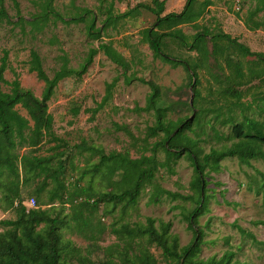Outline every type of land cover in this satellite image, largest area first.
<instances>
[{"label":"rangeland","instance_id":"374dc122","mask_svg":"<svg viewBox=\"0 0 264 264\" xmlns=\"http://www.w3.org/2000/svg\"><path fill=\"white\" fill-rule=\"evenodd\" d=\"M4 1L12 18L17 15L14 2L19 3L20 12L26 18L39 12L35 4L37 0ZM162 1L166 2L162 15L165 16L181 13L188 0ZM205 1L199 0V3ZM212 2L213 5L196 23L200 28L190 24L178 28L189 37L208 28L210 33L228 34L253 52L264 53V11L253 17L254 21L263 23L262 28L253 31L246 25L249 12L257 6L256 0ZM111 3L118 14L138 4L151 5L152 0H55L54 6L68 17L82 8H89L99 14V8L105 9ZM156 20L155 14L141 9L135 18H128L116 27L109 28L97 41L87 36L84 23L50 22L40 33L32 32L29 25L24 29L14 24L0 23V61L4 50L9 51L11 68L5 72V79L10 85L1 84L2 90L10 92L19 82L37 97L42 96L45 84L35 72L29 70L32 50L38 52L46 73L53 77L61 66L60 56L64 53L70 59V65L78 68L90 48L98 47L102 42H111L130 62L128 75H136L160 86L161 105L171 107L170 119H193V129L200 135L196 137L191 131L186 133L199 140L204 153L210 152L212 148L229 147L237 141L232 134L233 125L224 124L229 114H232L235 123H241L245 116L264 122V61L257 57H244L224 42L221 44L225 48L224 57L218 62L212 57L198 69L200 85L197 90L200 97L195 105L196 98L186 69L156 58L144 41L143 30L152 27ZM101 24L98 20L96 29H100ZM166 48L168 54L179 60H188L193 64L198 61L195 52L188 51L175 40L166 39ZM209 48L212 51L211 42ZM227 55L233 57L234 64L241 66L250 82L238 87L243 92V98L237 105L235 100L230 101L225 91L231 86L227 77L234 70L225 61ZM123 71L100 52L82 79L71 77L59 83L45 112L36 113L18 106L17 110L29 120L32 128L44 123L48 115L52 116L54 134L44 138L36 148L23 147L18 153L56 158L62 155L67 165L65 184L73 190L74 184L80 183L89 190L87 195L93 197V200L98 199L102 193L117 192L121 178H106L105 169L96 173L95 166L100 163L101 156L92 149L101 150L106 155L123 153L139 158L142 154L152 155L153 144L164 137L163 134L158 138L148 136V128L155 124L154 113L140 111L147 105L150 87L137 81L125 84ZM116 78L119 81L114 88L113 98L94 114L93 111L103 101L107 84ZM157 156L161 162L165 160L162 148L157 151ZM250 163L245 165L237 158H227L221 162L219 173H212L206 178L208 211L199 220V227L204 232L200 255L202 259L213 256L220 258L227 252H233V262L237 264H264V225L255 224L264 221V191H257L261 183L260 173L264 174V160H252ZM173 168L174 174L166 168H160L156 184L184 196L192 195L195 173L191 161L183 155L173 164ZM84 172L88 174L84 176ZM21 175L23 177L22 168ZM41 182L42 179H31L21 188V200L28 210L31 209L29 204L33 198L36 200V208H39L41 201L37 193ZM152 190L153 185H148L133 208L124 207V203L106 201H102L96 210L84 208V217L89 220V225L81 231L73 220L75 210L72 204H49L47 192L41 195V200L45 202L43 209L50 210L52 215H59L64 220L62 240L71 242L72 247L80 251V254L73 253L68 258L69 264H140L135 258L140 250H148L163 263L162 250L156 245L149 244L146 239L130 240L114 231L125 225H145L147 218H154L158 221L156 225L160 221L172 223L171 233L178 237L182 247L192 241L193 233L184 215L195 207V202H173L163 198L160 203L152 204ZM85 198L77 201L83 202ZM18 209L19 200L0 188V235L8 229L3 222L17 220ZM239 228L245 230L246 234L241 233Z\"/></svg>","mask_w":264,"mask_h":264},{"label":"trees","instance_id":"16d2710c","mask_svg":"<svg viewBox=\"0 0 264 264\" xmlns=\"http://www.w3.org/2000/svg\"><path fill=\"white\" fill-rule=\"evenodd\" d=\"M54 1H35L39 12L32 14L30 18L22 16L19 3L14 2L17 15L12 18L5 6V1L0 0V23L14 24L24 29L29 25L31 31L37 33L42 32L50 22L84 23L87 36L97 41L109 28L116 27L118 23L128 18H135L141 9L150 11L157 16V20L152 27L143 30L144 41L148 43L156 58H160L174 67L183 66L186 69L190 77V86L194 90L195 105L200 97V92L197 90L200 85L198 69L208 63L212 57L216 62L224 57L225 48L221 45L224 42H227L231 48L244 57H257L264 61V53L253 52L248 46L228 34H213L208 28H204L189 37L178 28L181 25H196L207 9L213 5L212 0L201 3L199 0H188L181 13H169L165 16L162 15L166 2L152 0L151 5L138 4L125 13L117 14L114 4L111 3L105 9L99 8V14L89 8H82L68 17L56 10ZM256 1V8L249 12V18L246 20L249 30L253 31L263 26L261 21L253 20L254 16L264 11V0ZM98 20L102 23L100 29H96ZM196 28L200 27L196 25ZM166 39L175 40L188 51L195 52L198 61L193 64L188 60L172 57L166 51L168 49L166 48ZM209 42L212 43V51H210ZM100 52H103L109 60L124 70L125 84L130 85L137 81L150 87L151 92L147 98V105L140 111L154 113L155 124L148 128V136L158 138L163 134L164 137L153 144L152 155L142 154L139 158H132L129 154L123 153L106 155L101 150L92 149L93 152L101 156L100 163L95 166V172L98 173L105 169L104 176L106 178L115 176L121 178L117 192L102 193L98 199L93 200V197L87 195L89 190L82 187L80 183L74 184L73 190L65 184L67 165L62 155L59 156L60 158H56L55 156L44 157L18 153V150L23 147L36 148L44 138L52 137L54 134L52 132V116L48 115L44 123L32 128L29 120L19 113L17 107L21 106L36 113L45 112L59 83L71 77L82 79ZM225 61L228 66L234 69L227 77L231 86L225 90L226 95L231 99L230 101L235 100L237 105L243 98V92L238 87L250 82L241 66L234 64L232 56H225ZM0 62V188H4L19 200L17 220L3 222L8 229L0 235V264H69L68 258L73 253L80 254L79 250L72 247L71 242L62 240L61 228L64 226V220L59 215H52L50 210L43 209L45 205V202L41 200L43 193H48L49 204L57 202L72 204L73 210H75L73 220L81 231L83 228L86 230L89 225V220L84 217V208L96 210L102 201L113 204L124 203V207L133 208L138 204L139 198L148 185H153L150 196L152 204L160 203L163 198L173 202L178 200L195 202V207L184 215L188 228L193 233V239L188 245L182 247L178 237L171 233L172 223L160 221L156 225L158 221L154 218H147L145 225L137 224L133 227L125 225L120 230H114L116 234L126 236L130 240L146 239L149 244H154L162 250L163 263H160L148 250H140L139 254L135 255L136 261L140 264H237L233 262L235 258L233 252H227L220 258L213 256L202 259L200 257L204 232L199 227V220L208 211L206 178L212 173H219L221 162L227 158H237L245 165H250L252 160H264V122L245 116L241 123H235L232 114H229V118L224 124L233 125L232 134L237 141L229 147L212 148L210 152L204 153L199 145V140L186 133V131H191L196 137L200 135L193 129V119H170L171 107L161 105L160 86L136 75H128L130 62L111 42H102L98 47L90 48L84 62L78 68L70 65V59L64 53L60 56L61 66L55 71L53 77L46 73L38 52L32 50L29 70L35 72L45 84L40 98L31 90L24 89L19 82H16L13 90L4 92L1 84L10 85L5 79V72L11 69L9 51L4 50ZM118 81L119 78H116L107 84L103 101L93 111L94 114L113 98L114 88ZM78 111L77 109L76 113ZM219 138L222 139V137ZM159 148H162L166 155L163 162L157 156ZM183 155H186L191 161L195 173L192 181L193 194L189 196L166 190L155 182L160 168H166L174 174L173 164ZM87 174L88 172H84V176ZM260 175L261 183L257 188L258 192L264 191V174L260 173ZM35 178L42 179L37 193L41 202L39 208L28 210L21 200V188ZM50 186L52 187L49 188ZM85 196L83 202L77 201ZM255 224L264 225V221H258ZM41 225L44 226L39 228ZM239 229L241 233L246 234L245 230Z\"/></svg>","mask_w":264,"mask_h":264},{"label":"built area","instance_id":"2783aa9c","mask_svg":"<svg viewBox=\"0 0 264 264\" xmlns=\"http://www.w3.org/2000/svg\"><path fill=\"white\" fill-rule=\"evenodd\" d=\"M29 205H30V208H36V200L33 198Z\"/></svg>","mask_w":264,"mask_h":264}]
</instances>
